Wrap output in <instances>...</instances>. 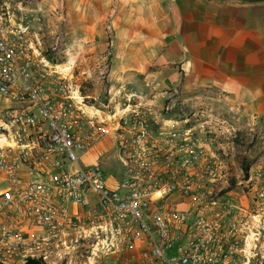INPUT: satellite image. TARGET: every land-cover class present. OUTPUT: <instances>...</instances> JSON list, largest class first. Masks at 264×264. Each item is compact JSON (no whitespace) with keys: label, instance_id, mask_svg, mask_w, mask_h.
<instances>
[{"label":"built area","instance_id":"2783aa9c","mask_svg":"<svg viewBox=\"0 0 264 264\" xmlns=\"http://www.w3.org/2000/svg\"><path fill=\"white\" fill-rule=\"evenodd\" d=\"M30 1L0 0V263L250 264L264 247V172L229 188L186 102L88 105L44 55ZM104 143L118 180L78 164Z\"/></svg>","mask_w":264,"mask_h":264},{"label":"crops","instance_id":"0c3cea01","mask_svg":"<svg viewBox=\"0 0 264 264\" xmlns=\"http://www.w3.org/2000/svg\"><path fill=\"white\" fill-rule=\"evenodd\" d=\"M56 10L64 27H75V33L66 32L65 37L75 44L76 56L89 53L96 58L100 46L109 48L112 73L121 77L119 90H126L124 96L141 88L133 76L155 78L153 86L151 80L145 85L159 91L157 102L144 100L143 110L158 112L168 103L160 101L170 99V90L186 102L197 99L196 92L212 89L225 102H186L222 109L207 122L206 130L216 131L212 119L215 123L229 111L250 118L256 126L264 116V2L32 0L22 8L28 18L38 14L41 20ZM100 27L112 29V37L100 33ZM152 66L155 72H148ZM222 120L217 122L220 133L229 129Z\"/></svg>","mask_w":264,"mask_h":264},{"label":"rangeland","instance_id":"374dc122","mask_svg":"<svg viewBox=\"0 0 264 264\" xmlns=\"http://www.w3.org/2000/svg\"><path fill=\"white\" fill-rule=\"evenodd\" d=\"M232 1L242 2L246 0ZM258 1L264 2V0ZM61 13H64V11H61ZM48 14L41 20V27L33 24L42 40L44 55L55 66L53 69L62 76H66L73 86L79 87V95L84 98V102H87L88 105H94L95 108L100 110L107 102H144V100L157 102L156 94L159 91L152 87L147 88L145 85L147 80H151V86H153L152 81H155L154 77L147 79V74L133 76L135 81L141 83V88L138 91H132L134 93L133 96L127 98L124 96L127 93L126 90H119L122 83L121 77L112 73L113 61L108 56L109 48L100 46L101 51L96 58H90L89 53L84 55L83 58L76 56L75 44L69 43L65 37L66 32L74 34L75 27H64L63 20L59 21L58 19L60 14L58 10L48 12ZM98 30L103 35L106 32L105 36L108 38L113 35L112 29L108 30L100 27ZM151 70L155 72V67L148 68V72ZM167 95L171 96L170 99L160 102H170L171 99H174L173 102H182L185 99L178 92L176 93L171 90L167 92ZM195 95L197 99L193 98L186 102H225L220 93L212 89L196 92ZM186 105L184 116L192 118L191 122L197 129L202 128L199 125L203 124L204 120L209 122L218 112L222 111L218 106L211 107L202 103H198L195 106L190 103H186ZM226 110L228 111L229 109L227 108ZM203 111L205 112V116H203ZM229 112L224 118H221V120L216 119L215 122H222V119H224L229 126L228 131L220 133L221 135L218 136L214 132L219 133L221 130L219 131L218 129V123L214 125L215 123L212 119V124L210 125L211 127L214 126L216 131H212L211 135L215 137V149L218 150L220 158L226 164L229 188L241 191L245 187V183L243 182L249 173L253 177H256L260 172H264V116L259 118V124L256 126V124H252L250 118L245 116L239 118L238 113ZM231 127L235 131H232ZM0 145L5 146L3 142ZM106 150L107 152L105 153ZM241 162L243 166L247 167V174L244 172ZM78 164L82 168H91L95 164H98L107 178L112 177L115 180L120 179L123 172L114 151L109 150V145L106 143L91 153L78 155ZM67 169L73 170L74 168L73 166H69ZM5 185L6 183L0 182V188H3ZM250 264H264V247H262L261 252L256 256L251 254Z\"/></svg>","mask_w":264,"mask_h":264},{"label":"trees","instance_id":"16d2710c","mask_svg":"<svg viewBox=\"0 0 264 264\" xmlns=\"http://www.w3.org/2000/svg\"><path fill=\"white\" fill-rule=\"evenodd\" d=\"M241 166L243 167L244 172L247 174V171H248L247 167L243 166L242 162H241ZM24 264H43V263L41 261H39V260L28 259V260L25 261Z\"/></svg>","mask_w":264,"mask_h":264}]
</instances>
